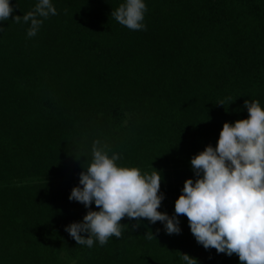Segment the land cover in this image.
I'll return each mask as SVG.
<instances>
[{
  "label": "trees",
  "instance_id": "1",
  "mask_svg": "<svg viewBox=\"0 0 264 264\" xmlns=\"http://www.w3.org/2000/svg\"><path fill=\"white\" fill-rule=\"evenodd\" d=\"M123 2L51 0L57 15L31 38L0 22V264H240L198 245L184 216L179 235L125 218L121 238L91 248L64 230L89 210L68 197L93 141L159 171L172 216L191 157L247 119L245 100L264 108V0H144L139 31L110 15ZM10 3L22 17L37 0Z\"/></svg>",
  "mask_w": 264,
  "mask_h": 264
},
{
  "label": "clouds",
  "instance_id": "2",
  "mask_svg": "<svg viewBox=\"0 0 264 264\" xmlns=\"http://www.w3.org/2000/svg\"><path fill=\"white\" fill-rule=\"evenodd\" d=\"M13 10L10 0H0V22L11 17L15 23L29 24V38L45 19L57 15L51 0H37L22 17L12 16ZM146 11L144 0H124L110 15L127 29L139 31L146 30ZM243 106L247 119L223 123L216 146L208 145L191 157L196 179L184 181L172 216L158 210L165 198L159 171L121 166L117 163L121 156L111 152L107 143L93 141L91 159L79 173V186L68 197L89 210L82 222L64 230L76 245L91 248L95 242L103 246L112 237L121 238L125 218L136 220L134 227H139L141 219L160 222L166 234L179 235L178 217L184 216L196 243L206 251L235 254L240 264H264V108L257 100H245ZM93 204L98 210H91ZM144 237L155 239L150 230ZM179 255L184 264H198L187 254Z\"/></svg>",
  "mask_w": 264,
  "mask_h": 264
}]
</instances>
